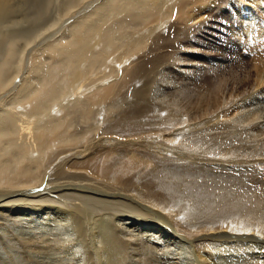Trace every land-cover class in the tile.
<instances>
[{"label":"bare ground","instance_id":"bare-ground-1","mask_svg":"<svg viewBox=\"0 0 264 264\" xmlns=\"http://www.w3.org/2000/svg\"><path fill=\"white\" fill-rule=\"evenodd\" d=\"M53 1L0 0V209L20 213L16 218L29 214L26 220L43 215L58 225L60 220L71 225L72 220L78 226L82 217L94 238L106 229L103 219L114 208L112 202L104 206L103 199L86 195L93 194L88 190L113 191L114 195L118 191L120 197L130 196V201L176 227L182 236L195 239L201 260L207 264H213L214 251L208 253L205 238L213 233L235 242L253 240V245H264V200L242 179L220 178L207 168L209 164L252 162L244 168L264 174V158L216 151L230 145L247 151L255 142L242 138L244 125L216 120L213 114L219 106L215 95L198 89L201 79L197 72L202 65L177 62L178 56L195 53L192 42L197 35L214 40L221 34L209 18L201 22L202 10L213 0H56L62 2V8ZM227 2V10L241 18L239 32L246 39L239 38L256 53L255 88L264 92V0ZM51 4L61 10L56 16ZM196 19H200L199 25L188 27ZM25 26L30 27L27 33L44 28L29 37L22 29ZM18 34L28 37L22 41ZM173 47L179 48L177 54L175 50L170 54ZM172 67L178 74L175 88L164 80L170 74L169 79L174 78ZM121 99L128 108L111 118ZM161 109L167 111L165 118L157 115ZM183 131L186 137H178ZM149 161L156 166L152 168ZM248 199L257 200L249 204ZM81 200L91 201L84 205ZM182 201L185 214L189 213L185 223L166 208L182 212ZM97 206L99 212L93 210ZM114 211L112 219L119 212ZM247 215L259 223L248 218L243 225ZM234 218L235 227L229 221ZM128 224L122 227L134 231L130 227L137 223ZM251 224L256 227L249 228ZM73 234L75 241L77 235ZM48 238L29 247L57 252L72 245L62 242L63 238H58L61 242ZM102 255L93 247L85 263ZM253 259L248 253L246 264H263Z\"/></svg>","mask_w":264,"mask_h":264},{"label":"rangeland","instance_id":"rangeland-1","mask_svg":"<svg viewBox=\"0 0 264 264\" xmlns=\"http://www.w3.org/2000/svg\"><path fill=\"white\" fill-rule=\"evenodd\" d=\"M57 1H62V0H57ZM57 1L54 0L53 1L54 4L56 6L58 5V7L62 6L60 4L62 2L59 3ZM228 3L229 2H227V0H213L209 6L206 5L207 8L202 10L204 12H202L201 14V19H202L201 22L203 23L204 20L209 18L208 22L211 24L213 23V25L215 26H218L215 31H221L220 32L221 34H217L218 36H216L214 40H212V37L210 36H206L203 38L197 35L196 38L194 39L195 41L193 40L192 42L193 50L195 53L191 56L180 55L178 56L177 62L180 65L181 63L184 62L188 63V61L186 60H190L193 61V64L199 63L200 65H202L201 71H199V73L197 72V74L200 75L198 77L201 79V83L198 84V89L202 90V91L200 90L201 91L200 93L208 90L213 95H215L214 97L217 100L219 106L218 107L219 109H217L215 111V114H213V115H217L215 116L216 120L223 121L226 123H230L231 121L234 124L237 123L239 125L240 123L244 125L243 127L245 129L242 131V135H241L242 138L244 139V141L255 142L253 148L248 149L247 151H244L245 149L239 148L236 145H230L226 148L223 147L216 151L219 153H227V155L229 153L228 156H231V154H233V157H236L242 152V157L252 158L254 156L258 158H264V120H263L264 92H260V90L256 89L258 85L255 83L256 78H255V69H254L255 68L254 64L255 62H258V59L257 58L254 59L256 53H253L252 50L253 48H251V45L243 43L246 37H244L245 33L241 32L242 31V26H240L241 18L238 17V14L234 13V11L232 13L227 10V6L229 5ZM54 4L53 5L51 4L52 8L50 7V10L54 8L55 10H58V11L53 10L54 16H56L59 13V11L61 12L59 8L62 7L58 8L54 6ZM50 13H52V11ZM51 15L53 16V13ZM193 21H191L190 24L188 23V27L195 28L196 26L199 25L200 19H196ZM23 28L26 29L27 26L22 27V29ZM42 28H44V26L37 29L38 31L33 29L35 35ZM25 29L24 32L27 33V29L26 30ZM203 30H204L203 28L200 29V31ZM239 30L241 31L239 32ZM33 32H28L29 37H33L34 35ZM27 34L26 37H28ZM235 34L238 36L236 37ZM23 35L21 36L20 34H18V37L22 39V41L23 38H26ZM239 37L242 38L243 41H241ZM241 44H245V46ZM173 50L179 51V48L178 47L175 48L173 47V49L171 48L170 54L175 52V51L173 52ZM178 51H176L174 54H177ZM260 56H262L261 53ZM263 60L264 58L262 56L261 61ZM177 62H175L174 66L177 64ZM175 69L177 68L174 67V69L172 70V74L174 77L173 79L171 80L169 79V77H172L171 74L164 79V80L168 79L171 82V86H174V88L175 86H177V83L174 82L175 74L176 76L178 75L177 72H174ZM262 86L263 87L261 88L264 89V84H262ZM193 90L194 89L190 90L189 93L191 99L194 98ZM166 92L168 93V91ZM123 100L125 99L119 100L118 102L119 105H115L117 108V111L115 113L116 115L113 113V116H111V118L119 117L121 112H123L126 108H128L127 102ZM203 114L206 115L204 111ZM157 115H159L162 118H165L167 115V111L161 109L160 113ZM183 117L186 116L183 115ZM214 118L213 119L208 118V119L210 121H215ZM258 120H260V122H258L260 125L257 123ZM123 122H125V119H122V123ZM124 133L125 132L121 134L124 135ZM185 133L186 131H183L178 135V137L180 135L181 136L184 135V137H186ZM193 137H198V135H195ZM178 143L179 142H177V144ZM215 145L217 144L215 143ZM205 146L207 147L208 144H206ZM148 155L150 157H153L152 153H149ZM150 163L151 162L149 161L147 164ZM249 163L225 164L223 166H219L217 164H209L207 168L211 174L216 175L220 178H229L232 181H236L237 179H242L247 187H252L253 190H255L254 195L260 196V199L264 200V195H263L264 192L262 191L264 189L263 188L264 174L253 168H248V169L244 168V166ZM188 165L196 167L193 163H188ZM150 166L153 168L156 165L154 164V162H152ZM196 169L200 171L198 167H196ZM201 172L203 174L208 173V171H204V170H202ZM220 187L229 191L228 187L225 186H220ZM257 188H259V190ZM88 191H92L93 194L90 192L87 193L86 195L89 196L91 194L93 197H96L97 199L99 198L103 199L106 202L105 204H107V202L110 203L112 202L111 203L112 208H114V210L117 209L120 212V213L118 212L119 215L117 214L118 217L117 216L113 217L114 219L113 220L112 217L110 216L113 215L112 211L114 210H111L112 209L111 207L109 208L111 212L108 211L110 213L109 215L108 214L105 215V217L106 216L110 217V218L107 217L106 218L111 219L112 221L111 220L109 221L104 217L103 220H105V222L104 221L103 222L104 224L106 223L104 225L106 229L103 228L104 230L102 233L103 235L97 233L95 237L92 238L90 232L87 230V224L84 223L85 219L82 217L78 219V226H79L78 231L79 233H83L86 236V240H84L85 238H82V236L78 233V231H76L78 226L72 220H71V225H69L68 221L60 220L63 225L59 224L61 225L59 226L58 222L53 221L52 217H51L52 219L50 218L44 219L43 215H37L35 216V218L31 220H26L27 217L28 218L30 217L29 214H27V217L16 218V216L20 215V213L18 214L15 211L14 212L9 211L10 208H4L3 210L0 209V213L2 211V215H0V264H84L85 262L87 263L88 261L87 258L88 250L91 248L93 249V247H98L100 251L103 252V255L101 256V258H90L89 264H207L208 263L205 261L203 262L201 260V256H200L201 254L200 251H198V244L196 243L195 239L188 238L187 236L186 238L184 235L182 236L181 234H179L180 232L177 231L178 229L176 227H174L177 229L175 231L173 225L171 226V224L166 222L163 218L157 216L156 214L152 215L153 214L152 211L150 213V211L147 210V208L144 209V207H142L138 202L136 204L134 200L130 201L132 200L130 196L127 197L124 194L120 193L122 195L120 197V195H117L119 194L118 191L115 192V194L117 193L116 195H114L113 191H108L109 193L106 192V190H104V192H99V190H88ZM260 191L262 192L263 196L261 195ZM111 192L113 194H111ZM110 198L112 200H109ZM120 199L122 201L124 200L123 201L124 203ZM125 199L126 202L129 204V206L134 205V207H130L129 209L126 208L125 204L127 205V203L125 202ZM248 200H250L248 201V203L250 204L252 200H257V199H248ZM77 201L78 200H73L74 203H77ZM86 201L84 203L88 204L91 200L90 201L88 200L89 202ZM114 202L115 203L117 202L116 205L118 206H113ZM118 202H120L121 204H118ZM81 203H83V200H81ZM110 203L104 206H108ZM183 203L184 202L182 201V212H177V210L173 207L168 208L167 206L166 208L171 210L173 213L177 214L178 215L177 218L179 219L181 218L182 223H185L187 221L186 219H189L187 216L189 213L186 212L185 214ZM136 207L137 208L139 207L138 209L140 211L138 209L133 210ZM93 210L99 212L98 206L93 208ZM148 212L150 213V216ZM52 215L54 216V214ZM115 215L116 213H114V216ZM247 216H248L247 221H243V225H246V223H248V218L251 220V223L252 222L256 223V221L257 223H259L258 219L255 218L253 215H247ZM183 219H185L186 221ZM229 221H232L231 222L232 226L234 227L236 226L237 223H235L236 222L235 218ZM116 222L117 225L115 224ZM127 222L137 223L134 226L132 225L130 227L131 229H134V231L133 230L128 231V229L123 228L126 225H129ZM179 222L181 221L179 220ZM255 227L256 226L253 224L249 225V228L253 229ZM133 232L137 235L136 236L133 235ZM65 234L69 236L67 237V235ZM72 234L77 235L75 236V239L77 238L75 241L74 239L71 238L72 236H70ZM218 234L219 233H213L205 238V240H207L205 243L210 245L208 253H212L214 251V253H212L214 256L213 261L216 263H214L213 261L211 263L246 264L245 258L246 256H248L249 253L250 255L251 254L253 255L254 257L253 260L255 262L258 263L262 262L264 264L263 262L264 253L260 252L264 250L263 248L264 245H261L260 242L258 243L259 245L258 244L253 245L252 244L254 242L253 240H244V243L240 241L235 242V241H231L232 238L214 236ZM49 236H51L50 237L51 239L54 237L53 239H55V241L58 238L66 239L65 241L62 239V242H67L69 244L72 243V245H70L68 249L67 247L65 248V250L67 249V251H59L60 250L59 249L57 252H56L57 249L51 250L47 248L41 249L40 247L39 248L37 247L38 249L36 247H29L41 243L46 237L48 238ZM55 236H57L58 238H56ZM59 239L58 242H61L59 241ZM75 246L76 248H73ZM70 249H72V252ZM82 257H84L85 259Z\"/></svg>","mask_w":264,"mask_h":264}]
</instances>
